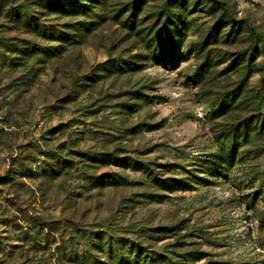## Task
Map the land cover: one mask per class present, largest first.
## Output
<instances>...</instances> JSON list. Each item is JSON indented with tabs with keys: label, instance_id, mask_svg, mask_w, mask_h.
Returning <instances> with one entry per match:
<instances>
[{
	"label": "rangeland",
	"instance_id": "374dc122",
	"mask_svg": "<svg viewBox=\"0 0 264 264\" xmlns=\"http://www.w3.org/2000/svg\"><path fill=\"white\" fill-rule=\"evenodd\" d=\"M25 1L0 0V264H74L105 234L153 261L264 264V0H103L63 54L14 62Z\"/></svg>",
	"mask_w": 264,
	"mask_h": 264
},
{
	"label": "trees",
	"instance_id": "16d2710c",
	"mask_svg": "<svg viewBox=\"0 0 264 264\" xmlns=\"http://www.w3.org/2000/svg\"><path fill=\"white\" fill-rule=\"evenodd\" d=\"M90 1L91 3H87ZM138 0H136L137 2ZM94 3V4H92ZM105 2H94L93 0H27L14 9L15 11V22L16 24L22 25L25 32H30L32 41L27 42L29 47L24 51L23 47L19 45V42L14 43H4L5 48L8 52L16 48V55L14 57L9 56V59L14 62L17 60H23L25 58V53L33 56L35 60L44 58H50L52 56H58L63 54L65 51L64 44H70L76 42L80 39L83 34L90 30L91 27L99 23V20L106 18L104 13ZM10 15V13H8ZM165 14V22L163 30L171 31V25H167L166 21L171 19L172 12L169 10ZM66 16H73L69 22H61ZM132 15L127 17L130 20ZM63 21V20H62ZM126 21V20H125ZM122 22V21H121ZM163 23V22H162ZM124 24V23H122ZM18 26V25H17ZM140 25H137V27ZM68 29H71L68 31ZM138 33H143L142 42H145L144 48L149 50V57L154 55H162L163 46V31L160 33H155L152 37V41L149 40V36L145 33L143 29ZM68 31V32H67ZM145 33V34H144ZM157 35V41H155V36ZM38 38L41 40L50 41L43 44L42 46L36 43L33 39ZM151 39V38H150ZM153 42V43H150ZM154 46V47H153ZM23 50V51H22ZM139 55H143L138 53ZM164 57V55H162ZM6 58V57H5ZM26 60V59H25ZM127 62V61H126ZM131 63V62H130ZM118 66V65H117ZM49 151H43V154L50 156ZM106 162L117 163L129 166L132 170H139L145 174H149L152 168L145 163H137L135 160L131 159L127 161L126 159H118V157H109ZM65 162H62V166ZM151 182H156L159 184H168L167 179H159L155 176L150 177ZM175 182L171 180L169 186ZM154 197L158 196L156 194L152 195ZM138 243V242H136ZM100 249V252L94 251L91 248V244L87 242H82L83 252L75 257L74 264H175L172 261V257L167 259L158 258L156 261L154 257L146 253L140 245H134L131 239H123L119 237H112L111 235L105 234L99 241V245L94 243ZM99 253L104 254L102 257ZM155 253V252H153ZM152 253V254H153ZM156 255V254H155ZM167 262V263H166Z\"/></svg>",
	"mask_w": 264,
	"mask_h": 264
}]
</instances>
